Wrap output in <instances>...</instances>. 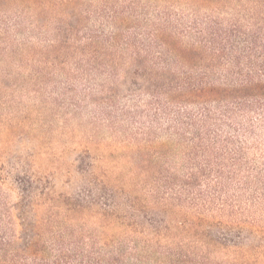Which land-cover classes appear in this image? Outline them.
<instances>
[{
  "label": "rangeland",
  "instance_id": "obj_1",
  "mask_svg": "<svg viewBox=\"0 0 264 264\" xmlns=\"http://www.w3.org/2000/svg\"><path fill=\"white\" fill-rule=\"evenodd\" d=\"M224 4V16L258 7ZM212 5L0 0V212L11 211L17 231L22 203L33 219L51 215L84 242L125 246L129 264H264V221L238 220L236 197L233 208L225 197L210 205L212 197H187L182 149L159 128L145 142L151 98L126 43L165 13L192 17Z\"/></svg>",
  "mask_w": 264,
  "mask_h": 264
},
{
  "label": "trees",
  "instance_id": "obj_2",
  "mask_svg": "<svg viewBox=\"0 0 264 264\" xmlns=\"http://www.w3.org/2000/svg\"><path fill=\"white\" fill-rule=\"evenodd\" d=\"M198 1L213 2L212 10L165 13L163 22L139 25L143 32L126 43L151 98L145 142L154 143L159 128L182 149L189 170L178 182L187 197H212L209 205L225 197L222 205L232 208L236 197L238 220L264 221V0L225 16L218 11L227 0ZM117 41L112 34L111 45ZM66 204L76 212L88 208ZM17 208L22 231L8 208L0 212V264H129L125 246H100L94 237L84 242L51 215L33 219L22 203Z\"/></svg>",
  "mask_w": 264,
  "mask_h": 264
}]
</instances>
